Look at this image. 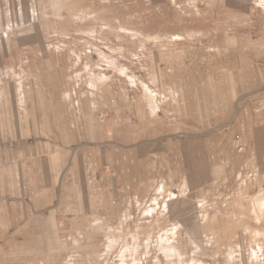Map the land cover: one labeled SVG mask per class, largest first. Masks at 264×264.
<instances>
[{"label":"rangeland","instance_id":"374dc122","mask_svg":"<svg viewBox=\"0 0 264 264\" xmlns=\"http://www.w3.org/2000/svg\"><path fill=\"white\" fill-rule=\"evenodd\" d=\"M206 2L0 0L2 108L44 84L59 95L64 131L94 132L97 117L105 131H130L178 114L189 133H203L214 169L202 188L186 182L172 194L179 181L163 176L106 206L91 189L89 205L88 196L84 205H63L56 221L22 219L31 215L25 205L0 200V264H264V208L255 202L264 147L245 145V125H237L247 111L264 114L263 96L249 95L250 77L235 75L239 56L212 52L227 33L211 27L224 10ZM256 2L264 22V0ZM255 31L264 38V25ZM233 139L243 152H230Z\"/></svg>","mask_w":264,"mask_h":264},{"label":"crops","instance_id":"0c3cea01","mask_svg":"<svg viewBox=\"0 0 264 264\" xmlns=\"http://www.w3.org/2000/svg\"><path fill=\"white\" fill-rule=\"evenodd\" d=\"M256 1L207 0L205 6L211 11L224 10L211 27L224 29L226 39L222 47L213 46L212 52L239 56L233 64L235 75L250 77L253 89L247 93L264 99V38L255 31L264 22L258 17ZM241 29L245 34L238 32ZM166 66L173 68L172 63ZM49 89L44 84L34 86L12 106L0 105V200L8 206L15 202L25 205V212L31 215L25 213L20 218L56 221L63 205H84L85 196L89 205L91 189L99 195L98 204L106 206L133 195L141 182L152 187L163 176L178 180L184 190L187 183L191 188H202L205 179H212L214 169L211 161L205 162L203 133H189L186 126L175 121L178 114L168 116L165 125L133 124L128 131L123 124L112 133L103 128L105 120L96 116L94 132L64 131L59 95ZM148 96L151 102L155 98L153 92ZM252 100L250 108L257 107L259 100ZM157 105L152 104V110ZM251 115L247 111L242 122L237 120L238 127L245 125V145L254 142L264 147V114ZM251 119L256 124L253 128ZM231 144V153L244 151L237 150L234 139ZM208 155L216 158L219 152L211 150ZM261 158L264 154L256 161Z\"/></svg>","mask_w":264,"mask_h":264},{"label":"bare ground","instance_id":"6f19581e","mask_svg":"<svg viewBox=\"0 0 264 264\" xmlns=\"http://www.w3.org/2000/svg\"><path fill=\"white\" fill-rule=\"evenodd\" d=\"M156 74V73H155ZM157 76V75H156ZM158 78V77H157ZM159 79V78H158ZM125 80V79H124ZM134 81V80H133ZM155 82V81H154ZM137 83H138V81H137ZM141 86L143 85V87H144V89L147 91V93H152L153 92V90L149 87V85H147L146 84V82H142V84H140ZM128 86H130V84L128 85ZM64 97V96H63ZM158 102V101H157ZM177 187H178V189H179V192L180 193H183L185 190L182 188V186L180 185V183L177 185ZM261 190V189H260ZM259 190V191H260ZM175 192H173L172 194H174ZM257 193V192H256ZM255 193V194H256ZM255 194H254V196H255ZM157 197V196H156ZM154 198L155 199V201H156V199L157 198ZM249 197V196H248ZM160 198V197H159ZM153 199V200H154ZM257 200H255V202L257 201V204H258V208H260V210H262V208H264V190H262V192H260V194H258L257 195V198H256ZM155 201H154V203H155ZM168 202H169V200H165V202H164V205H165V203H166V205L168 204ZM254 202V201H253ZM158 203V202H157ZM198 205V204H197ZM174 206V205H173ZM255 206V205H254ZM195 207V206H194ZM197 207V206H196ZM169 208V207H168ZM172 208V207H171ZM193 208V207H192ZM257 210V209H256Z\"/></svg>","mask_w":264,"mask_h":264},{"label":"built area","instance_id":"2783aa9c","mask_svg":"<svg viewBox=\"0 0 264 264\" xmlns=\"http://www.w3.org/2000/svg\"><path fill=\"white\" fill-rule=\"evenodd\" d=\"M157 108H158V107H157ZM236 139H239V136H238V135L236 136ZM235 143H236L235 146H236L237 150H238V151H242L244 147L241 145V143H239L237 140L235 141ZM181 186H182V185H181ZM173 189H174V191H175L174 194H176V192H179V189H178L177 185H174ZM175 189H176V190H175Z\"/></svg>","mask_w":264,"mask_h":264}]
</instances>
